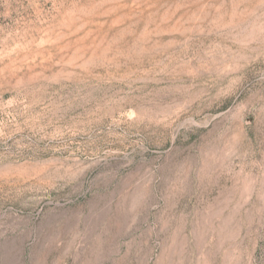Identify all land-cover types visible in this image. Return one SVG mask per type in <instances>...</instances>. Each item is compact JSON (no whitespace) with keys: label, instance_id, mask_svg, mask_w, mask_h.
<instances>
[{"label":"rangeland","instance_id":"rangeland-1","mask_svg":"<svg viewBox=\"0 0 264 264\" xmlns=\"http://www.w3.org/2000/svg\"><path fill=\"white\" fill-rule=\"evenodd\" d=\"M0 264H264V0H0Z\"/></svg>","mask_w":264,"mask_h":264}]
</instances>
